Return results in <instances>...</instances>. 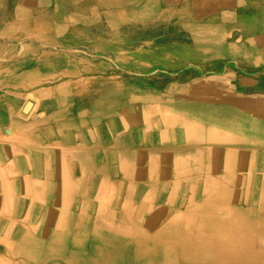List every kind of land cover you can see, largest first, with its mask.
Returning a JSON list of instances; mask_svg holds the SVG:
<instances>
[{"label":"crops","instance_id":"crops-1","mask_svg":"<svg viewBox=\"0 0 264 264\" xmlns=\"http://www.w3.org/2000/svg\"><path fill=\"white\" fill-rule=\"evenodd\" d=\"M263 8L244 0L224 16L195 0H1L0 264L152 251L200 206L201 187L245 182L248 140L264 139L263 112L249 116L264 105V52L233 43L263 41Z\"/></svg>","mask_w":264,"mask_h":264},{"label":"bare ground","instance_id":"bare-ground-1","mask_svg":"<svg viewBox=\"0 0 264 264\" xmlns=\"http://www.w3.org/2000/svg\"><path fill=\"white\" fill-rule=\"evenodd\" d=\"M1 1V0H0ZM193 1V0H192ZM199 3V12L202 14L209 11L220 10L227 16L224 9L229 12L236 5H240L244 0H195ZM59 2V1H58ZM61 3V2H60ZM59 3V4H60ZM126 4V3H125ZM180 4V3H179ZM247 4V3H246ZM164 5V4H163ZM174 5V4H173ZM60 6V5H59ZM118 6V5H117ZM193 6H197L194 4ZM192 6V7H193ZM23 7V6H22ZM191 7V8H192ZM229 7V8H226ZM247 7V6H246ZM27 8V7H26ZM183 8V7H182ZM199 7L197 6V9ZM249 9H251L248 6ZM59 9V8H58ZM105 9V8H104ZM181 9V8H180ZM185 9V8H184ZM259 9V8H258ZM57 10V9H56ZM119 10V9H118ZM160 10V9H158ZM188 10V9H187ZM253 10V9H252ZM30 11V10H29ZM103 11V10H101ZM109 11V10H108ZM251 11V10H250ZM59 12V11H58ZM114 12V11H113ZM121 12V11H120ZM187 12V11H186ZM227 12V13H229ZM258 12V11H257ZM264 17V8L261 9ZM30 13V12H29ZM100 13V12H99ZM115 13V12H114ZM254 14V12H251ZM28 14V13H27ZM158 14V13H157ZM255 15V14H254ZM257 15V14H256ZM60 16V15H59ZM103 16V15H102ZM24 17V16H23ZM157 17V16H156ZM181 17V16H180ZM202 17V16H201ZM206 17V16H205ZM57 18V17H56ZM104 18V16H103ZM194 19V18H193ZM241 19V18H240ZM31 20V19H30ZM135 20V19H134ZM151 20V19H150ZM200 20V19H199ZM198 20V21H199ZM27 21V20H26ZM25 21V22H26ZM143 21V20H142ZM196 21V20H195ZM11 22V21H10ZM28 22V21H27ZM31 22V21H30ZM171 22V21H170ZM213 22V21H211ZM119 23V22H118ZM226 23V22H225ZM232 23V22H231ZM241 24V23H239ZM238 25V24H236ZM242 25L245 26L244 23ZM79 26V25H78ZM116 26V25H115ZM228 26V25H227ZM29 27V26H28ZM53 27V26H52ZM84 27V26H83ZM117 27V26H116ZM234 27V26H233ZM232 28V27H231ZM241 28H243L241 26ZM240 28V29H241ZM246 29V27H245ZM244 29V30H245ZM250 29V28H249ZM114 30V29H113ZM157 30V29H156ZM155 30V31H156ZM162 30V29H161ZM227 30V29H226ZM225 30V31H226ZM242 30V29H241ZM36 31V30H35ZM47 31V30H46ZM153 31V32H155ZM258 31V30H257ZM48 32V31H47ZM152 32V31H151ZM159 32V31H157ZM20 33V32H19ZM244 33V32H243ZM257 33V32H256ZM147 34V33H145ZM154 34V33H153ZM162 34V31H161ZM251 34V33H250ZM263 41L254 40V47H249L252 43L234 42V51L246 55L249 48H257L261 45L264 52V31L259 33ZM4 35V34H3ZM22 35V34H21ZM143 35V34H142ZM141 35V36H142ZM246 35V34H245ZM252 35V34H251ZM7 36V35H6ZM23 36V35H22ZM138 36V35H137ZM140 36V35H139ZM144 36V35H143ZM151 36V35H150ZM157 36V35H156ZM259 36V35H258ZM136 37V36H135ZM155 37V36H154ZM247 37V35H246ZM151 38V37H147ZM161 38V37H160ZM230 38V37H229ZM243 38V37H242ZM141 39V38H140ZM179 39V38H178ZM218 39V38H217ZM27 40V39H26ZM30 40V39H29ZM231 40V39H230ZM1 41V40H0ZM129 41V40H128ZM155 41V40H154ZM183 41V40H182ZM6 42V41H5ZM110 42V41H109ZM127 42V41H126ZM161 42V41H160ZM184 42V41H183ZM28 43V41H27ZM155 43V42H154ZM157 43V42H156ZM169 43V42H168ZM200 43V41H199ZM128 44V42H127ZM133 44V43H132ZM139 44V43H138ZM136 44V45H138ZM160 44V43H159ZM185 44V43H184ZM247 44V46H246ZM15 45V44H14ZM13 45V46H14ZM39 45V44H38ZM119 45V44H118ZM158 45V44H157ZM162 45V44H160ZM164 45V44H163ZM172 45V44H171ZM174 45V44H173ZM110 46V45H109ZM117 46V45H116ZM122 46V45H121ZM135 46V45H134ZM166 46V45H165ZM111 47H115L114 45ZM125 47V46H124ZM173 47V46H172ZM172 47L170 49H172ZM21 48V47H20ZM47 48V47H46ZM87 48H89L87 46ZM147 48V47H145ZM169 48V47H168ZM92 49V48H91ZM122 48H118L121 50ZM154 49V48H153ZM161 51L162 48H159ZM167 49V48H166ZM165 49V51H166ZM49 50V49H48ZM56 50V48H55ZM83 50V49H82ZM127 50V49H126ZM130 50V49H129ZM132 50V49H131ZM173 50V49H172ZM57 51V50H56ZM76 51V50H75ZM86 51V50H85ZM114 51V50H113ZM154 51V50H153ZM158 51V52H159ZM164 51V49H163ZM169 51V50H168ZM181 51V50H179ZM65 52V51H64ZM78 52V51H77ZM87 52V51H86ZM162 52V51H161ZM176 52V51H174ZM233 52V51H232ZM18 53V51H17ZM74 53V52H73ZM113 53V52H112ZM173 53V52H172ZM231 53V52H230ZM85 54V53H84ZM101 54V53H99ZM117 54V53H116ZM162 54V53H160ZM180 52L177 56H179ZM182 54V53H181ZM180 54V55H181ZM191 54V52H190ZM232 54V53H231ZM19 55V54H18ZM56 55V54H55ZM62 55V54H61ZM163 55V54H162ZM170 55V54H169ZM193 55V54H192ZM94 56V55H93ZM236 56V55H235ZM78 57V56H77ZM184 57V56H182ZM233 57V56H232ZM242 58V56H240ZM69 58V57H68ZM94 58V57H92ZM178 58V57H177ZM181 58V57H180ZM188 58V57H187ZM231 58V57H230ZM70 59V58H69ZM97 59V58H96ZM173 59V57H172ZM192 59V58H191ZM243 59V58H242ZM75 60V59H74ZM113 60V59H112ZM185 60V59H184ZM244 60V59H243ZM3 61V60H2ZM218 61V60H217ZM95 62V61H94ZM183 62V61H181ZM246 62V61H245ZM110 63V62H109ZM134 63V62H133ZM160 63V61H159ZM176 63V61H175ZM108 64V63H107ZM106 64V66H107ZM118 64V63H117ZM135 64V63H134ZM152 64V62H151ZM172 64V63H171ZM177 64V63H176ZM176 64H173L174 66ZM249 64V62H248ZM247 64V65H248ZM109 65V64H108ZM113 65V64H112ZM111 65V66H112ZM122 65V64H121ZM172 65V66H173ZM181 65V64H179ZM234 65V64H233ZM244 65V64H243ZM98 66V65H97ZM114 66V65H113ZM130 67V65H128ZM133 66V65H132ZM167 66V65H166ZM169 66V65H168ZM125 67V66H124ZM152 67V66H151ZM116 68V67H115ZM128 68V67H127ZM126 68V69H127ZM142 68V67H141ZM144 68V67H143ZM248 68V67H247ZM252 68V67H251ZM254 68V67H253ZM256 68V67H255ZM120 69V68H119ZM125 69V68H124ZM132 69V68H131ZM140 69V68H139ZM202 69V68H201ZM257 69V68H256ZM100 70H104L101 68ZM179 70V69H178ZM106 71V70H105ZM125 71V70H124ZM170 71V70H168ZM197 71V70H196ZM135 72V70H134ZM216 72V71H215ZM130 73V72H129ZM168 73V72H167ZM211 73V72H210ZM254 73V72H253ZM93 74V73H91ZM258 74V73H257ZM95 75V73H94ZM97 75V74H96ZM137 75V74H136ZM131 77V76H130ZM182 77V76H181ZM259 77V76H258ZM222 78V77H221ZM226 78V77H225ZM121 79V78H119ZM124 79V78H123ZM126 79V78H125ZM181 79V78H180ZM191 79V78H188ZM187 79V80H188ZM264 79V77H263ZM104 80V79H103ZM164 80V79H162ZM167 80V79H166ZM176 80V79H175ZM132 81V80H131ZM177 81V80H176ZM186 81V80H185ZM207 81V80H206ZM210 81V80H209ZM224 81V80H223ZM229 82V81H228ZM57 83V82H56ZM84 83V82H83ZM92 83V82H91ZM103 83V82H102ZM109 83V82H105ZM136 83H138L136 81ZM167 83V82H166ZM191 83V82H190ZM214 83V82H213ZM219 84V82H218ZM223 84V83H222ZM43 85V84H42ZM96 85V83H95ZM110 85V84H109ZM120 85V84H119ZM212 85V84H211ZM262 85V84H260ZM36 86V85H35ZM44 86V85H43ZM52 86V85H51ZM84 86V85H83ZM94 86V85H93ZM238 86V85H237ZM263 86V85H262ZM40 87V86H39ZM78 87V86H77ZM101 87V86H100ZM162 87V86H161ZM167 87V86H166ZM38 88V87H37ZM47 88V87H46ZM91 88V87H90ZM223 88V87H222ZM8 89V88H7ZM80 89V88H79ZM257 89V88H256ZM77 90V89H76ZM83 90V89H82ZM226 90V89H225ZM232 90V89H231ZM31 91V90H30ZM81 91V90H80ZM115 91V90H114ZM162 91V89H161ZM5 92V91H4ZM26 92V91H25ZM32 92V91H31ZM1 93V92H0ZM35 93V92H34ZM83 93V92H82ZM92 93V91L90 92ZM87 92V94H90ZM97 93V92H96ZM95 93V94H96ZM6 94V93H5ZM84 94V93H83ZM7 96V95H6ZM85 96V95H83ZM87 96V95H86ZM8 98V97H7ZM5 99V98H4ZM83 100V98L81 99ZM94 100V99H93ZM1 103V102H0ZM38 103V102H37ZM177 103V102H176ZM92 104V103H91ZM147 104V103H146ZM145 104V105H146ZM185 104V103H183ZM74 105V104H73ZM77 105V104H76ZM177 105V104H176ZM209 105V104H208ZM22 106V104H21ZM20 106V107H21ZM26 106V105H25ZM24 106V107H25ZM79 106V105H77ZM131 106V105H130ZM197 106V105H196ZM213 106V105H212ZM217 106V105H215ZM15 107V106H14ZM140 107V106H139ZM180 107V106H179ZM198 107V106H197ZM222 107V106H221ZM224 107V106H223ZM227 108V106H225ZM230 107V106H229ZM38 109V108H37ZM144 109V108H143ZM184 109V108H183ZM234 109V108H233ZM30 110V109H29ZM130 110V109H129ZM262 111L264 105L252 106L249 116L253 111ZM25 111V110H24ZM231 111V110H230ZM17 112V111H16ZM240 112V111H237ZM237 114V113H236ZM76 117V116H75ZM230 117V115H229ZM255 117H261L256 114ZM87 118V117H86ZM249 118V117H248ZM3 119V118H2ZM89 119V118H88ZM94 119V118H93ZM207 119V118H206ZM238 119V118H236ZM74 120V119H73ZM88 121V120H87ZM97 121V120H95ZM76 122V121H75ZM81 122V121H80ZM108 123V120L105 121ZM161 122V121H160ZM87 123V122H86ZM54 124V123H53ZM79 124V122H78ZM89 124V123H88ZM242 124V123H241ZM245 124V123H244ZM91 125V124H90ZM225 125V124H224ZM85 126V125H84ZM89 126V125H88ZM92 126V125H91ZM109 126V125H108ZM154 126V125H153ZM161 126V125H160ZM236 122L233 121L235 128ZM110 127V126H109ZM163 127V126H162ZM55 128V125H54ZM122 128V127H120ZM242 128V127H241ZM244 128V127H243ZM249 128L250 124H249ZM3 129V128H2ZM7 129V128H6ZM138 129V128H137ZM177 129V128H176ZM238 129V128H236ZM246 129V128H245ZM98 130V129H97ZM2 131V130H1ZM58 131V130H57ZM36 132V131H35ZM38 132V131H37ZM71 132V131H70ZM181 132V131H180ZM249 132V131H248ZM4 133V132H3ZM134 133V132H133ZM1 134V133H0ZM33 134V133H32ZM153 134V133H152ZM180 134V133H179ZM73 135V134H72ZM169 135V134H168ZM2 136V135H1ZM0 136V137H1ZM11 136V135H10ZM34 136V135H33ZM83 136V135H82ZM85 136V134H84ZM178 136V135H177ZM25 137V136H24ZM33 138V137H30ZM110 138V137H109ZM170 138V137H169ZM11 139V138H10ZM18 140V139H17ZM68 140V139H67ZM109 140V139H108ZM4 141V140H3ZM2 141V142H3ZM22 141V140H21ZM46 141V140H45ZM59 141V140H58ZM102 141V140H101ZM104 141V140H103ZM107 141V140H106ZM105 141V142H106ZM79 142V141H78ZM96 142V141H95ZM159 142V141H157ZM230 142H240L233 137ZM94 143V142H93ZM100 143V142H99ZM144 143V141H143ZM147 143V142H146ZM87 144V143H86ZM108 144V143H107ZM89 145V144H88ZM219 145V144H218ZM224 145V144H223ZM228 145V144H227ZM244 145V144H239ZM28 146V145H27ZM44 146V145H43ZM64 146V145H63ZM68 146V145H67ZM95 146V145H94ZM98 146V145H97ZM248 160L247 178L245 182L232 185L217 184L212 187H201L202 201L199 207L182 218L181 226L168 227L163 238L159 240V245L152 251L146 249L127 250L112 252L110 258L102 259L98 251L90 250L89 262L87 264H264V139L259 141L248 140ZM11 147V146H10ZM48 147V146H47ZM53 147V146H52ZM58 147V146H57ZM86 147V146H84ZM194 147V146H193ZM225 147V146H223ZM62 148V147H61ZM91 148V147H88ZM101 148V147H100ZM104 148V147H102ZM13 149V148H12ZM15 149V148H14ZM17 149V148H16ZM77 149V148H76ZM141 149V148H140ZM182 149V148H181ZM229 149V148H228ZM238 149V148H237ZM129 150V149H128ZM136 150V149H135ZM184 150V149H183ZM232 150V149H231ZM260 151V153H257ZM68 152V151H67ZM157 152V151H156ZM234 152V148H233ZM117 153V152H116ZM160 153V152H159ZM158 153V154H159ZM181 153V152H180ZM187 153V152H186ZM185 153V154H186ZM190 153V152H188ZM225 153V152H224ZM235 153V152H234ZM18 154V153H17ZM102 154V153H101ZM205 154V153H204ZM154 155V152H153ZM190 155V154H189ZM195 155V154H194ZM204 156V155H203ZM67 157V156H66ZM105 158V157H104ZM262 158V162L259 160ZM186 159V158H185ZM211 159V158H210ZM204 160V159H203ZM223 160V159H222ZM237 160V158H236ZM190 161V160H189ZM201 161V160H200ZM205 161V160H204ZM211 161V160H210ZM87 162V161H86ZM159 162V161H158ZM202 162V161H201ZM207 162V161H206ZM209 162V161H208ZM223 162V161H222ZM237 162V161H236ZM49 163V162H48ZM90 164V163H89ZM108 164V163H107ZM230 164V163H229ZM94 165V164H93ZM92 165V167H93ZM208 165V164H207ZM210 165V164H209ZM49 166V164L47 165ZM68 166V165H67ZM205 166V165H204ZM227 166V165H226ZM83 167V166H82ZM91 167V168H92ZM95 167V166H94ZM200 167V166H199ZM209 167V166H208ZM68 168V167H67ZM204 168V167H203ZM48 169V168H47ZM69 169V168H68ZM158 169V168H157ZM202 169V168H201ZM209 169V168H208ZM160 170V169H159ZM223 170V169H222ZM233 170V169H232ZM70 171V169L68 170ZM121 171V170H120ZM118 170V172H120ZM207 172V171H206ZM71 174V173H69ZM90 174V173H89ZM111 174V173H110ZM192 174V173H191ZM220 174V173H219ZM226 174V173H225ZM235 174V173H233ZM81 175V174H80ZM120 175V174H119ZM196 175V174H195ZM203 175V174H202ZM228 175V174H227ZM158 176V175H157ZM190 176V175H189ZM225 176V175H224ZM72 177V176H71ZM193 177V176H191ZM197 177V176H196ZM204 177V176H203ZM81 178V177H80ZM159 178V177H158ZM216 178V177H215ZM234 178V177H233ZM74 179V178H73ZM84 179V178H83ZM114 179V178H113ZM227 179V178H226ZM231 179V178H230ZM112 180V179H110ZM100 181V180H99ZM200 182V181H199ZM31 183V182H30ZM86 183V182H85ZM89 183V182H87ZM227 184V183H226ZM117 185V184H116ZM207 185V184H206ZM171 186V185H170ZM85 187V186H84ZM149 187V186H148ZM108 188V187H107ZM158 189V188H157ZM156 190V189H155ZM174 190V189H173ZM125 191V190H124ZM41 193V192H40ZM80 194V193H79ZM102 194V193H101ZM156 194V193H155ZM189 194V191H188ZM42 195V194H41ZM112 195V194H111ZM97 196V195H96ZM105 196V195H104ZM112 199V198H111ZM12 200V199H11ZM42 200V199H41ZM106 200V199H105ZM115 200V199H114ZM113 200V201H114ZM175 200V199H174ZM173 201V200H172ZM73 202V201H72ZM112 202V201H111ZM140 202V201H139ZM97 203V202H96ZM121 203V202H120ZM159 205V204H157ZM43 206V205H42ZM73 206V205H72ZM59 207V206H58ZM111 207V206H110ZM175 208V207H174ZM154 209V208H153ZM183 209V208H182ZM119 211V208H118ZM96 212V211H95ZM171 214V213H170ZM103 215V214H102ZM105 215V214H104ZM56 217V216H55ZM97 218V217H96ZM97 220V219H96ZM120 220V219H119ZM118 221V220H117ZM116 221V222H117ZM98 222V221H97ZM113 222V221H112ZM15 225V224H14ZM80 225V224H79ZM123 225V224H122ZM99 226V225H98ZM100 227V226H99ZM125 227V226H124ZM128 226L127 228H129ZM102 228V227H101ZM119 228V227H118ZM131 228V227H130ZM36 229V228H35ZM120 229V228H119ZM122 229V228H121ZM120 229V230H121ZM36 231V230H35ZM110 231V230H109ZM123 231V230H121ZM125 231V230H124ZM123 231V232H124ZM127 231V229H126ZM141 231V230H140ZM128 232V231H127ZM159 232V231H158ZM48 233V232H47ZM116 233V232H115ZM124 234V233H123ZM126 234V232H125ZM49 235V234H48ZM46 234V236H48ZM65 235V233H64ZM93 235V234H92ZM122 235V233H121ZM54 236V235H53ZM72 236V235H71ZM161 235L154 236L155 238ZM55 237V236H54ZM93 237V236H92ZM48 238V237H47ZM65 238V237H64ZM73 239V238H72ZM92 239V238H91ZM94 239V238H93ZM98 240V239H97ZM65 241V240H64ZM73 241V240H72ZM112 242V241H111ZM164 242V243H163ZM69 243V242H68ZM88 243V242H87ZM90 243V242H89ZM163 243L162 245H160ZM93 244V243H92ZM116 244V243H115ZM53 245V244H52ZM70 245V244H69ZM121 245V244H120ZM54 246V245H53ZM124 246V245H123ZM87 247V246H86ZM126 247V245H125ZM70 247H68L69 249ZM74 248V247H72ZM89 248V247H88ZM90 249V248H89ZM127 249V248H126ZM89 252V250H87ZM104 251V250H103ZM45 253V252H44ZM126 253V252H125ZM82 254V253H81ZM42 256V254H41ZM44 256V255H43ZM80 256V255H78ZM117 256V257H115ZM88 257V256H87ZM114 257V258H113ZM10 261V260H9ZM1 262V261H0Z\"/></svg>","mask_w":264,"mask_h":264},{"label":"rangeland","instance_id":"rangeland-1","mask_svg":"<svg viewBox=\"0 0 264 264\" xmlns=\"http://www.w3.org/2000/svg\"><path fill=\"white\" fill-rule=\"evenodd\" d=\"M226 8H229V7H226ZM224 10H225V13H226L227 15H231V13L239 12V11H237V10H231L230 12H229L228 9H224ZM227 12H229V13H227Z\"/></svg>","mask_w":264,"mask_h":264}]
</instances>
